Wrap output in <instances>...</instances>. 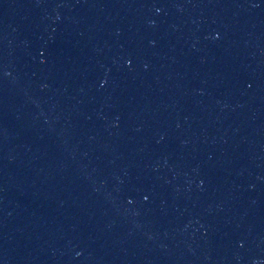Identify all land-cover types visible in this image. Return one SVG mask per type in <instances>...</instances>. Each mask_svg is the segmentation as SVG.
<instances>
[{
    "label": "water",
    "instance_id": "obj_1",
    "mask_svg": "<svg viewBox=\"0 0 264 264\" xmlns=\"http://www.w3.org/2000/svg\"><path fill=\"white\" fill-rule=\"evenodd\" d=\"M0 264H264V0H0Z\"/></svg>",
    "mask_w": 264,
    "mask_h": 264
}]
</instances>
